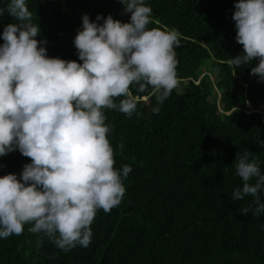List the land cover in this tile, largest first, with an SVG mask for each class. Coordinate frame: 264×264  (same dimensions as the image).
<instances>
[{
  "label": "trees",
  "instance_id": "1",
  "mask_svg": "<svg viewBox=\"0 0 264 264\" xmlns=\"http://www.w3.org/2000/svg\"><path fill=\"white\" fill-rule=\"evenodd\" d=\"M26 2L49 57L65 60L80 62L73 40L84 14L93 22L97 15L130 20L118 0ZM236 2L145 0L152 8L149 28L181 33L175 51L182 87L158 114L150 92L140 94L139 116L106 110L115 166L132 168L122 203L98 212L87 248L64 253L47 237L38 245L26 225L20 236L0 238V264H264V214L241 215L254 198L233 199L242 186L238 152L258 157L264 173V82L250 74L257 61L235 69L227 64L243 52L232 20ZM7 3L0 0V7ZM11 22L5 12L0 35ZM27 163L18 150L0 157V176H19Z\"/></svg>",
  "mask_w": 264,
  "mask_h": 264
},
{
  "label": "clouds",
  "instance_id": "2",
  "mask_svg": "<svg viewBox=\"0 0 264 264\" xmlns=\"http://www.w3.org/2000/svg\"><path fill=\"white\" fill-rule=\"evenodd\" d=\"M118 2L129 22L82 16L73 40L80 62L49 57L26 0L0 7V17L6 12L15 21L0 35V157L18 150L31 161L19 176H0V238L20 236L30 225L38 245L47 237L64 253L87 248L98 212L122 203L132 168L115 166L106 110L139 116L140 94L150 92L157 103L152 112H160L180 83L175 49L181 33L149 28L152 8L145 0ZM232 20L243 52L227 64L235 69L255 60L250 74L264 82V0H238ZM235 174L242 186L233 199L254 198L240 214H264L258 157L238 152Z\"/></svg>",
  "mask_w": 264,
  "mask_h": 264
},
{
  "label": "rangeland",
  "instance_id": "3",
  "mask_svg": "<svg viewBox=\"0 0 264 264\" xmlns=\"http://www.w3.org/2000/svg\"><path fill=\"white\" fill-rule=\"evenodd\" d=\"M210 78H211L213 81L215 80V76H214V75H211V77H210ZM181 87H182V86L179 84L177 88L180 90V89H181Z\"/></svg>",
  "mask_w": 264,
  "mask_h": 264
}]
</instances>
